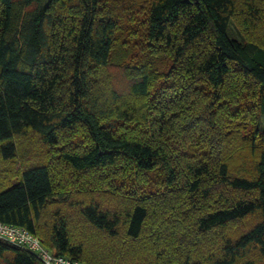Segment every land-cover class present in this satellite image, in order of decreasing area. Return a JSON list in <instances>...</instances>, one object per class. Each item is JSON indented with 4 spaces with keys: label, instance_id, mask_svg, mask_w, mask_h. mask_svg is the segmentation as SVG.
I'll use <instances>...</instances> for the list:
<instances>
[{
    "label": "trees",
    "instance_id": "1",
    "mask_svg": "<svg viewBox=\"0 0 264 264\" xmlns=\"http://www.w3.org/2000/svg\"><path fill=\"white\" fill-rule=\"evenodd\" d=\"M263 1L0 0V222L80 264H264Z\"/></svg>",
    "mask_w": 264,
    "mask_h": 264
},
{
    "label": "rangeland",
    "instance_id": "2",
    "mask_svg": "<svg viewBox=\"0 0 264 264\" xmlns=\"http://www.w3.org/2000/svg\"><path fill=\"white\" fill-rule=\"evenodd\" d=\"M261 6H262V8H264V1L261 3ZM234 28H237V23L234 24ZM134 35H135V33H134ZM134 38H135V36H134ZM104 80H105L104 83L107 86V88H111L112 86L117 85L119 81H122V78L120 77L119 71H107L106 73H104ZM231 88H232V85H228L226 87V90H229ZM120 91H121V94L122 93L124 95L129 94L128 90H125L123 87ZM159 92L164 93V97L162 99L163 100L162 105H164V106L167 105L172 100V98L177 94L176 92L179 93L178 90L165 91V89H162ZM249 96L250 95H248L246 93L244 94L243 103H244V101L251 100ZM245 107L246 108H244V109L246 111L244 110V113H245L246 117L248 116L249 120L254 119L258 123L263 122V117L260 116V114L257 115V111L254 108V105L252 103L247 104ZM153 108H154V106H153ZM221 111H222V113L229 115V114H231L232 109L228 104H226V106L224 108H221ZM153 112H157V111H150V113H153ZM157 113H159V112H157ZM233 113L235 114V111ZM232 116H234V115H232ZM229 122H230V125L234 124L233 121H229ZM243 125H247L246 121L242 122V127H243ZM200 132H204V134L202 136H206V132L210 135L209 131L203 125L201 127H199V129L195 135L197 136ZM211 137H213V135H211ZM17 145H18L20 151H24V150L30 151V153L32 154L31 157H34L33 162L38 161V160L43 158V154H44L45 150L42 149V145L40 143V140L37 137H35V136L29 137L28 136V138H26V139L24 138V139L19 140ZM3 168L7 169V166L0 163V170ZM13 179H14V177H13ZM15 180H16V178L13 181H15ZM113 251H115V250H113Z\"/></svg>",
    "mask_w": 264,
    "mask_h": 264
},
{
    "label": "built area",
    "instance_id": "3",
    "mask_svg": "<svg viewBox=\"0 0 264 264\" xmlns=\"http://www.w3.org/2000/svg\"><path fill=\"white\" fill-rule=\"evenodd\" d=\"M0 240L37 255L45 264H80L48 251L42 241L27 229L0 222Z\"/></svg>",
    "mask_w": 264,
    "mask_h": 264
}]
</instances>
